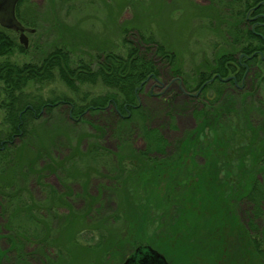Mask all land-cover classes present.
Returning a JSON list of instances; mask_svg holds the SVG:
<instances>
[{
	"label": "trees",
	"instance_id": "trees-1",
	"mask_svg": "<svg viewBox=\"0 0 264 264\" xmlns=\"http://www.w3.org/2000/svg\"><path fill=\"white\" fill-rule=\"evenodd\" d=\"M28 5L29 0H20L16 17L37 32L40 18L31 15ZM225 7L229 15L224 41L210 63L193 73L185 72L179 52L170 44L152 29L147 32L138 25L121 27L122 41L117 49L99 43L90 59L66 43H57L39 60L17 63L10 56L26 54L29 46L20 42L17 31L0 24V57L4 58L0 62V108L5 110L0 124V174L4 175L0 212L9 214L4 226L10 233L4 236L9 248L0 249V264L12 254L15 264H35L37 257L44 264H69L76 260L74 242L82 240L107 256L122 254L123 259L130 249L127 244L148 243L174 264H191L199 256L198 250L208 255L210 264L224 259L228 264H264V93L259 94L264 86V0H227ZM154 56L170 67L190 94L197 92L192 101L196 103L195 127L176 143L152 126L153 114L139 95L145 83L161 76ZM55 80H61L75 96L44 98L31 90ZM87 85H101L106 90L98 94L87 90L81 95L82 86ZM58 106L64 107L73 124L90 125L105 135L113 132L117 151L106 149L103 138L92 133L76 139L72 146L85 148L83 152L60 158L44 153L47 146L33 142L37 138L33 124ZM138 139L142 147L136 146ZM26 152H30L28 158ZM40 161L45 163L35 167ZM99 166L106 167L118 197H125L110 218L133 211L141 223L138 231L147 223V233L131 232L137 228L130 215L124 221L126 233L116 234L110 241L95 223L85 224L91 214L104 210L87 192L90 175L98 172ZM63 171L65 191L43 180L47 172ZM33 177L46 192L43 200H34L30 189ZM76 180L83 186L77 197L87 203L78 212L82 217L76 215L82 228L64 245L46 217L48 225L43 230L39 214L52 212L56 214L53 218H59L58 210L61 213L65 208L64 219L76 212L67 199L75 197L69 184ZM246 203L250 210L244 217L241 209ZM70 224L62 228H70ZM159 225L164 231L161 238L157 235ZM95 232L104 239L94 242L89 236ZM83 234L89 235L88 240ZM30 246L34 250L28 249ZM64 251L71 253L69 263H58Z\"/></svg>",
	"mask_w": 264,
	"mask_h": 264
},
{
	"label": "rangeland",
	"instance_id": "rangeland-1",
	"mask_svg": "<svg viewBox=\"0 0 264 264\" xmlns=\"http://www.w3.org/2000/svg\"><path fill=\"white\" fill-rule=\"evenodd\" d=\"M58 1H62L63 4L59 6L57 4ZM125 1L55 0V3L52 0H29L28 6L31 8V15L35 14V16L37 15L40 18V28L37 32L27 33V37H29V51L26 54L16 52L9 59L17 63L39 60L57 43H66V45L74 48L72 50L76 51L84 59H90L92 58L91 54L97 53V48H99L100 44L104 48L117 49L122 41L120 36L121 27L124 25H128V27L138 25L147 32L149 29H152L161 40L170 44V46L179 52L185 72L193 73L197 67H205L210 63L213 59L214 51L220 46V42L224 41L223 29L227 25V16L229 15V10H226L225 7L227 0H224L223 3H218L216 0H127V5H125ZM17 36L20 40L19 33H17ZM131 38L136 40L134 37ZM74 56L78 57V55ZM154 58L160 67L161 76L157 80L151 79L145 83L146 85L139 95L143 104L153 114L152 126L159 127L171 142L176 143L184 136L183 134L195 127L196 120L193 115V109L196 103H193V97L197 92L194 91L190 94L184 87L181 79L173 76L170 67L162 59L160 60L156 56ZM3 59L0 57V62ZM82 87L81 95L87 90H90L94 94L102 93L106 90L101 85ZM31 90L39 94V96L42 95L44 98L60 94L75 96L61 80H55L40 88L34 87ZM261 93H264V86L259 89V94ZM63 108L62 106H58L51 112V115L46 114L42 121L36 120L33 124V129L36 131L34 135L37 136L33 142H36V145H46L44 153L60 158L63 155L83 152L85 148L78 149L72 146L76 143V139L92 133L97 134V136L100 135L103 138L101 142L106 149L112 152L117 151V139L113 135V132L111 133L110 131L105 135L101 129H93L90 125L73 124V119H69L67 114H64ZM4 111V109L0 108V124L3 123L5 117ZM173 117H175V123L172 121ZM172 124H175L176 127ZM54 144H56L55 147H53ZM64 145L71 146L66 147ZM142 145L143 142L138 139L136 146L142 147ZM29 155L30 152H26L25 157L28 158ZM44 163V161L36 162L35 167L39 168ZM65 168L67 169V166ZM105 168L99 166L98 172H95V174L93 172L90 175L89 189L87 188L90 196L96 198V203L104 205V210L101 213L91 214L88 222L85 224L95 223L96 226L103 229L102 233L106 234V241H110L115 236L126 233L124 221L130 215L129 220H132L134 227L137 228L131 232L137 235L139 233H147V223L143 224L141 231H138L141 223L138 222L139 219L135 217L136 215L133 211H130L128 214L118 212V214L120 213V218H110L111 213H116L115 211L118 210V201H124L125 197L122 200L118 197L119 191L105 173ZM68 169L72 168L68 166ZM64 174L66 176L65 172H47L43 180L55 185L59 190L65 191L66 187L61 183V177ZM2 177L4 175L0 174V180ZM69 185L75 197H73L74 199L67 197V199L71 202L76 212L68 213L62 219L65 215L64 213H66V209L62 208L61 213L59 210L57 212L59 218H53L56 214L50 212L40 213L39 215L43 219L41 221L38 220L44 231H46L44 218L46 217L50 220L51 227L57 229L56 233L60 234H58L59 238L57 240L60 243L63 241L62 244L64 245L66 242L68 243L70 235H77L82 228V224H80L81 220L77 216H81L78 212L84 209L85 203H87L83 198L77 197L78 193L83 192L81 182L76 180ZM30 189L33 195H35L34 200H43L46 197V192L39 186L38 181L34 177L30 181ZM249 210L250 205L247 203L243 204L241 214L246 217L245 215L248 214ZM7 216L9 214L0 212V249L2 250L9 248V243L4 238V236L10 234L7 227L4 226L7 223ZM151 219L149 218L148 220L151 221ZM71 221L75 222L71 223ZM69 224L70 228H66L65 230L62 228L66 225L69 226ZM29 226L32 228L31 232H33V226ZM157 232L158 237L161 238L164 234V231L161 230V225H159ZM88 234H83L84 236L86 235L87 240ZM93 234H95L93 237L92 234L89 237L94 239V242L104 239L98 235V232ZM39 241H41L40 238H37V242ZM145 245L152 246L160 251L148 243H137L134 247L127 244L130 249L127 247L129 250L123 259L120 258L122 256L121 253V255L116 254L110 257V255L107 256V254L99 252L100 248H92L87 242L82 240L81 242H74V247L72 248L73 256L76 257V260L69 263V255L71 253L64 251L57 258V262L65 263L68 261L69 264H121L137 247ZM34 248L28 247L30 250H34ZM198 251L201 255H196L191 264H210L208 255L200 250ZM160 252L165 255L168 262L174 264L172 258L170 259L164 252ZM13 258L14 254L9 255V257L3 260V264H15ZM40 258H34L33 262L35 264H44ZM176 264L180 263L177 261ZM217 264H228V260L224 259Z\"/></svg>",
	"mask_w": 264,
	"mask_h": 264
},
{
	"label": "water",
	"instance_id": "water-1",
	"mask_svg": "<svg viewBox=\"0 0 264 264\" xmlns=\"http://www.w3.org/2000/svg\"><path fill=\"white\" fill-rule=\"evenodd\" d=\"M20 0H0V24L4 28L13 29L20 32V42L26 48L29 46V37L27 33L35 31L32 27L25 26L22 21L16 17V8ZM227 78L226 80H228ZM170 264L165 257L157 249L152 246L145 245L136 248L132 254L121 264Z\"/></svg>",
	"mask_w": 264,
	"mask_h": 264
},
{
	"label": "flooded vegetation",
	"instance_id": "flooded-vegetation-1",
	"mask_svg": "<svg viewBox=\"0 0 264 264\" xmlns=\"http://www.w3.org/2000/svg\"><path fill=\"white\" fill-rule=\"evenodd\" d=\"M131 254H132V253H131ZM131 254H129V256H130ZM129 256H128V257H129ZM126 259H127V258H126ZM126 259H125V260H126ZM152 264H154V263H152Z\"/></svg>",
	"mask_w": 264,
	"mask_h": 264
}]
</instances>
